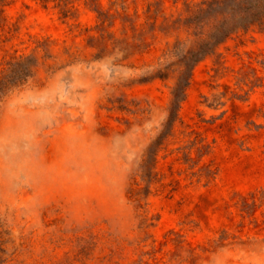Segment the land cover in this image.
I'll return each mask as SVG.
<instances>
[{"label": "rangeland", "instance_id": "1", "mask_svg": "<svg viewBox=\"0 0 264 264\" xmlns=\"http://www.w3.org/2000/svg\"><path fill=\"white\" fill-rule=\"evenodd\" d=\"M200 1L0 0V264H264V25L172 108Z\"/></svg>", "mask_w": 264, "mask_h": 264}, {"label": "trees", "instance_id": "2", "mask_svg": "<svg viewBox=\"0 0 264 264\" xmlns=\"http://www.w3.org/2000/svg\"><path fill=\"white\" fill-rule=\"evenodd\" d=\"M185 5L190 13L186 17L180 16L179 26L191 33V46L179 56V76L173 87L172 108L183 100L197 62L212 53L217 44L238 28L264 25V0H201Z\"/></svg>", "mask_w": 264, "mask_h": 264}]
</instances>
